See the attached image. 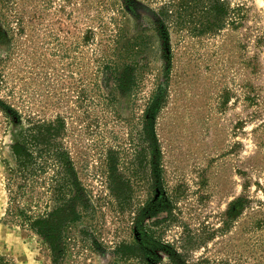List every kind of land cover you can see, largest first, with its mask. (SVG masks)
Returning <instances> with one entry per match:
<instances>
[{
	"label": "rangeland",
	"instance_id": "374dc122",
	"mask_svg": "<svg viewBox=\"0 0 264 264\" xmlns=\"http://www.w3.org/2000/svg\"><path fill=\"white\" fill-rule=\"evenodd\" d=\"M142 1L0 0V99L23 122L63 117L95 199L74 233L87 227L105 251L88 239L65 264H111L114 247L135 240L136 211L156 196L143 120L160 86L170 210L145 226L187 264H264V0H226L225 21L210 28L208 4L175 0L163 34L151 11L161 0ZM131 61L136 85L124 93L112 72ZM22 128L0 109V258L51 264L41 239L8 214L11 146ZM116 179L127 186L122 198L109 187ZM155 253L157 264H175Z\"/></svg>",
	"mask_w": 264,
	"mask_h": 264
},
{
	"label": "trees",
	"instance_id": "16d2710c",
	"mask_svg": "<svg viewBox=\"0 0 264 264\" xmlns=\"http://www.w3.org/2000/svg\"><path fill=\"white\" fill-rule=\"evenodd\" d=\"M139 1L142 0H123L126 5L135 6ZM201 1L208 4L203 10L206 21L204 27H213V22L220 26L225 21L226 0L191 2L199 4ZM155 2L159 0H148L147 4ZM174 2L175 0H161V5L156 10L151 9L161 34L169 31ZM184 8L185 4L181 2L179 11L184 12ZM0 37L3 39L4 33H0ZM127 52L134 53L133 50ZM113 75L124 93L130 92L136 85V65L133 61L124 63L122 67L116 65ZM165 102L166 94L160 86L143 120V137L153 154L151 166L156 196L136 211L135 240L118 243L113 250L117 259L111 264H157L160 261L155 253L157 249L166 252L175 264H187L177 252L160 246L154 231L144 224L147 217L155 218L161 212L170 210L161 178L162 151L156 132V120ZM0 109L7 118L23 126L18 139L11 146L13 161L8 165L9 216L18 227L41 239L49 252L51 264H65L71 248L79 242L87 243L88 239L97 251H105L93 239L92 232L87 227L81 228L79 235L74 233L78 225L95 212V199L80 179L66 139L67 129L63 117H28L23 122L19 112L1 99ZM112 173L114 174L113 168ZM109 187L118 198L124 197L127 186L122 185L119 180H114ZM0 264L14 263L2 257Z\"/></svg>",
	"mask_w": 264,
	"mask_h": 264
}]
</instances>
